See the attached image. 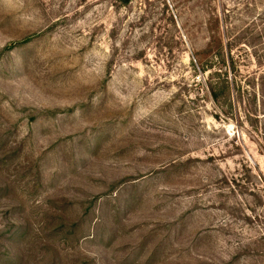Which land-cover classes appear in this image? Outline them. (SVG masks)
Masks as SVG:
<instances>
[{"label": "rangeland", "instance_id": "rangeland-1", "mask_svg": "<svg viewBox=\"0 0 264 264\" xmlns=\"http://www.w3.org/2000/svg\"><path fill=\"white\" fill-rule=\"evenodd\" d=\"M0 264H264V0H0Z\"/></svg>", "mask_w": 264, "mask_h": 264}]
</instances>
